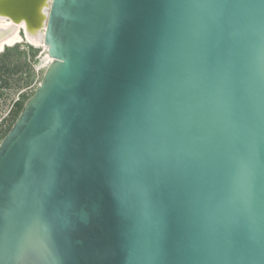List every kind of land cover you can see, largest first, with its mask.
I'll return each instance as SVG.
<instances>
[{
  "label": "water",
  "instance_id": "water-1",
  "mask_svg": "<svg viewBox=\"0 0 264 264\" xmlns=\"http://www.w3.org/2000/svg\"><path fill=\"white\" fill-rule=\"evenodd\" d=\"M0 16L53 58L0 145V264H264V0Z\"/></svg>",
  "mask_w": 264,
  "mask_h": 264
},
{
  "label": "rangeland",
  "instance_id": "rangeland-1",
  "mask_svg": "<svg viewBox=\"0 0 264 264\" xmlns=\"http://www.w3.org/2000/svg\"><path fill=\"white\" fill-rule=\"evenodd\" d=\"M21 36V42L0 53V145L50 65L47 47L31 45L23 32Z\"/></svg>",
  "mask_w": 264,
  "mask_h": 264
},
{
  "label": "bare ground",
  "instance_id": "bare-ground-1",
  "mask_svg": "<svg viewBox=\"0 0 264 264\" xmlns=\"http://www.w3.org/2000/svg\"><path fill=\"white\" fill-rule=\"evenodd\" d=\"M22 32L24 34V38L29 43H31V45L32 44L37 45L39 43H43V41L41 40L42 39L41 35L39 34L33 35L26 31L25 24L23 23L18 24L12 21L11 19H7L6 17L0 16V53L5 49V47L13 46L16 43L21 42V40L23 39L21 36ZM49 61H50L49 64H51L53 61V58H51L50 55H49Z\"/></svg>",
  "mask_w": 264,
  "mask_h": 264
},
{
  "label": "trees",
  "instance_id": "trees-1",
  "mask_svg": "<svg viewBox=\"0 0 264 264\" xmlns=\"http://www.w3.org/2000/svg\"><path fill=\"white\" fill-rule=\"evenodd\" d=\"M18 106H20V104H18ZM24 108V107H23ZM23 110V109H22Z\"/></svg>",
  "mask_w": 264,
  "mask_h": 264
}]
</instances>
